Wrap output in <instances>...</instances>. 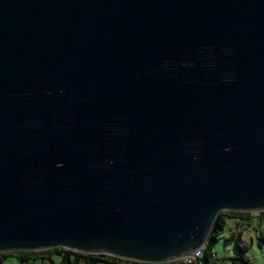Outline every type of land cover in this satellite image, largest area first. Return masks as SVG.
Wrapping results in <instances>:
<instances>
[{"label": "water", "instance_id": "95a60500", "mask_svg": "<svg viewBox=\"0 0 264 264\" xmlns=\"http://www.w3.org/2000/svg\"><path fill=\"white\" fill-rule=\"evenodd\" d=\"M264 212V0H0V254L168 264Z\"/></svg>", "mask_w": 264, "mask_h": 264}, {"label": "trees", "instance_id": "16d2710c", "mask_svg": "<svg viewBox=\"0 0 264 264\" xmlns=\"http://www.w3.org/2000/svg\"><path fill=\"white\" fill-rule=\"evenodd\" d=\"M225 218L235 219L240 221L250 222L252 220H258L264 225V212L250 214V213H222L219 215L214 223L209 238L198 253V259L194 264H210L212 258V248L217 241L219 231L223 229L225 224ZM248 225V224H247ZM234 241L235 255L230 259L229 264H251L245 258V252L247 247L242 243L241 236L237 235L232 237ZM259 247H264V231L258 233ZM58 258L57 264H138L133 262L122 261L112 257L104 255H85L61 248L41 251V252H13L0 254V264H3L7 259H15L18 264H54L53 258ZM179 264V263H168Z\"/></svg>", "mask_w": 264, "mask_h": 264}, {"label": "rangeland", "instance_id": "374dc122", "mask_svg": "<svg viewBox=\"0 0 264 264\" xmlns=\"http://www.w3.org/2000/svg\"><path fill=\"white\" fill-rule=\"evenodd\" d=\"M224 220L223 229L219 231L217 241L212 248L210 264H229L230 259L235 255L232 237L237 235L241 236L242 243L247 247L245 258L251 264H264V247L258 246V233L264 231V225L256 219L250 222L228 218ZM58 260L54 257L53 263L57 264ZM3 264H16V260L10 258Z\"/></svg>", "mask_w": 264, "mask_h": 264}, {"label": "built area", "instance_id": "2783aa9c", "mask_svg": "<svg viewBox=\"0 0 264 264\" xmlns=\"http://www.w3.org/2000/svg\"><path fill=\"white\" fill-rule=\"evenodd\" d=\"M200 251V250H199ZM198 259V251L194 252L191 256L182 258L181 260H178L173 263H179V264H194L196 260Z\"/></svg>", "mask_w": 264, "mask_h": 264}, {"label": "crops", "instance_id": "0c3cea01", "mask_svg": "<svg viewBox=\"0 0 264 264\" xmlns=\"http://www.w3.org/2000/svg\"><path fill=\"white\" fill-rule=\"evenodd\" d=\"M58 263V262H57ZM16 264H18L17 262H16ZM44 264H47V263H44Z\"/></svg>", "mask_w": 264, "mask_h": 264}, {"label": "bare ground", "instance_id": "6f19581e", "mask_svg": "<svg viewBox=\"0 0 264 264\" xmlns=\"http://www.w3.org/2000/svg\"><path fill=\"white\" fill-rule=\"evenodd\" d=\"M202 250V249H201ZM200 251H198V253H199Z\"/></svg>", "mask_w": 264, "mask_h": 264}]
</instances>
